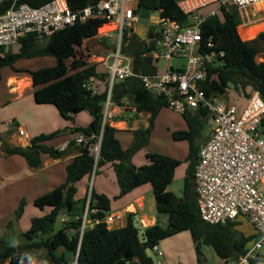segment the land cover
Listing matches in <instances>:
<instances>
[{"label": "trees", "instance_id": "obj_1", "mask_svg": "<svg viewBox=\"0 0 264 264\" xmlns=\"http://www.w3.org/2000/svg\"><path fill=\"white\" fill-rule=\"evenodd\" d=\"M53 0H18L19 4L41 7ZM94 0H68L73 10L83 9ZM178 0H138L137 12L143 8L151 12L161 11L162 16L175 21L185 22L188 17L177 6ZM13 0L0 2V15L10 10ZM105 22L101 19L78 23L66 30L56 32L47 39L39 40L35 35H27L18 45L16 52L10 51L0 55V81L3 69L11 68L19 75H29L34 87V100L37 104H51L67 120L73 121L76 115L87 112L91 122L87 127H73L71 133L84 134L89 137L85 144L75 140L70 146H76L79 155L67 166V178L64 184L37 198L35 206L41 210L51 208L42 217L32 220L28 231L19 235L15 243L8 241V235H0V261L8 264H29L39 257L45 264H69L78 256V264H154L148 250L159 245L161 241L185 231L191 233L197 254L201 257L202 245L210 246L222 259H239L245 255L250 246L257 240L258 234L252 226L249 234L240 232L238 226L242 222L227 225H212L201 218L197 197L194 192V172L199 159L201 145L196 143L197 137L204 131L203 118L205 111L183 115L188 130L173 134L176 141L190 142V154L187 158L189 168L184 187V197L179 198L168 191L175 178L176 170L182 161L154 152H148V164L137 167L132 163L136 151L149 142L152 128L160 111L167 107L162 98L152 96L143 86L139 78H131L115 84L111 100L120 104L124 98L137 106L139 113H149L148 127H141L134 132V142L128 150H124L117 137L118 130L110 124H103L104 105L107 100V89L101 88L92 95L84 87L90 77L105 79L103 64H89L78 57L77 51L85 40L98 36L99 29ZM242 24L237 7L223 8L215 17L209 18L202 27L204 43L213 41L214 48L207 52L223 51L222 63L210 70L203 88L208 95L234 92L237 102L244 107L251 95L258 91L264 98V60L257 61V56L264 57V32L252 40H243L239 33ZM103 28L102 30H104ZM243 38V30L240 31ZM108 41L107 37H104ZM156 48L155 40H148L134 34L124 53L132 58V68L136 73L153 74L156 71L151 52ZM0 52H4L1 50ZM54 57L56 64L38 70L17 69L15 64L20 60L41 57ZM25 73V74H24ZM264 127V120H263ZM63 131L49 135H40L31 140L30 145L10 146L2 148L5 156L21 155L29 166L37 169L42 165V154L54 159L64 155L63 151L48 147L45 142L53 139ZM99 145L97 157L96 147ZM111 163L117 176L120 193L117 199L124 197L133 190L151 184L159 214L168 215V225L163 227L159 222L144 228L143 238L135 225L136 214H128L124 227L108 228L102 222L111 213V199L99 194L94 187L91 190L89 219L101 220L93 228L85 229L80 242V229L87 206L88 192L85 197L77 200V183L93 173L98 174L102 167ZM26 202L22 201L15 213L19 220L25 212ZM65 208L66 220L57 222L61 210ZM13 222L7 226L12 230ZM57 226H60L57 229ZM199 257V261L200 258ZM70 258H72L70 260ZM251 264H264V254L260 253Z\"/></svg>", "mask_w": 264, "mask_h": 264}, {"label": "built area", "instance_id": "obj_2", "mask_svg": "<svg viewBox=\"0 0 264 264\" xmlns=\"http://www.w3.org/2000/svg\"><path fill=\"white\" fill-rule=\"evenodd\" d=\"M263 2L178 0V8L188 17L185 22L162 16L161 11L153 12L159 15V29L157 36L151 39L156 41V48L151 55L154 64L160 60L166 62V71L162 73L157 67L153 74L136 73L132 68V58L124 53L133 35H137L140 15L137 12L138 0H94L91 5L78 10H73L68 0H53L41 7L19 4L18 0H13L10 10L0 15V51L19 45L27 35H35L37 39L43 40L56 32L94 19L103 20V27H113L112 30L104 31L105 37L116 39L114 52L102 61L105 79L90 77L84 85L92 95H96L101 88L107 89L103 124L111 125L112 120L120 114H130V117L140 114L137 106L128 98H124L120 104L111 100L114 85L131 78H139L152 96L165 100L167 107L177 114L205 111L203 122L209 137L201 145L193 177L201 218L212 225H227L241 218L247 220L256 230L257 240L239 259L222 261L223 264H251L264 249V192L261 189L264 182V98L255 91L246 105L240 108L226 94L206 93L203 83L210 70L222 63L225 53L206 51L214 48V43H204L202 27L223 8L250 9ZM208 7L214 9L205 17L200 15V11ZM17 129L20 136L28 137L24 130ZM133 130L135 132L137 129ZM89 139L80 133L76 135L75 141L83 145ZM96 152L98 157L99 145ZM90 202L89 189L80 242L85 229L101 222L99 219H89L90 213L97 212L96 209H90ZM127 214L109 213L102 222L108 228H113ZM65 220L64 216L62 221ZM150 251L159 258L157 264H165L164 252L159 245ZM69 264H78V256Z\"/></svg>", "mask_w": 264, "mask_h": 264}, {"label": "crops", "instance_id": "obj_3", "mask_svg": "<svg viewBox=\"0 0 264 264\" xmlns=\"http://www.w3.org/2000/svg\"><path fill=\"white\" fill-rule=\"evenodd\" d=\"M244 40H251V38H245ZM44 58L46 57L30 59L29 64L35 65ZM263 60V54H259L257 56V61L262 62ZM18 62L15 64L17 69H41V67L38 66L36 68H18ZM50 63L51 66H54L56 64V59L55 61H50ZM1 81H4V75ZM4 88L6 89V98L0 102V107L5 105L12 107L15 105V107H13L15 110L10 113V118L7 119L8 126L1 125L0 122V235H5L7 232L8 235H20L30 229L34 218L40 217L36 216L38 215L37 212L33 214V211L28 215L30 210L36 208L34 204L35 200L65 183L67 178V166L79 155L78 148L76 146H70V142L76 138V134L71 133L70 130L73 127L89 126L91 117L87 112H83L76 115L73 121H70L65 119L55 106L51 104H37L34 100L35 89L32 79L27 74L19 75L11 70L6 77ZM11 103L14 104L10 105ZM239 107L242 108L241 106ZM169 110L171 109L169 108ZM142 115H144L143 118H141ZM149 117V113L143 112L135 117H130V114H120L112 120L111 126L118 130L117 137L121 141L124 150H128L134 142L133 129L136 128L138 130L143 125L148 127ZM9 128L11 129L10 131ZM17 128L24 130L28 137H22L18 135V133L15 134L16 136L13 135L12 132L18 130ZM57 131L63 132L51 139L50 142H45V145L63 151L64 155L59 159H54L48 154H42V165L37 169L31 168L27 160L21 155L5 156L2 152V148L6 145L26 147L30 145L33 138L43 134L49 135ZM204 131L207 133L205 129ZM208 137L209 135L207 134L200 145H202ZM132 163L137 167H141L148 164V161L146 159V162L137 163L136 156H134ZM183 163L176 170L174 180L179 175L181 179H183L185 187L189 162ZM179 169L181 170L180 173H178ZM90 181L91 177L87 176L77 183V194L75 199L80 200L85 197L86 193L89 191ZM147 185L151 184H145L124 197L117 199L116 197L120 193V187L114 167L111 163H108L101 168L99 179H96L95 186L93 187L97 193L107 195L111 199V213H134L136 214V219H140V223H143V228H146L159 222L158 217L154 214L148 215L145 212L146 193L150 190ZM262 185L264 186V182ZM22 201L26 202L25 212L19 220H15V213ZM42 211L47 214L51 211V208L48 207ZM152 211L153 210H151V212ZM11 221L13 222L12 230L7 231V226ZM125 225L126 224H121L116 228L124 227ZM250 226L252 227L251 224ZM170 238L173 239H171V241H169V238L165 239L159 244L164 252L165 264H178V260L172 257L174 248L179 251V263L187 264V259L182 252L186 250L188 253L192 254V252L195 251L191 233L185 231ZM196 261L195 259V262ZM195 262L191 259V264H195ZM29 264L45 263L41 258L35 257Z\"/></svg>", "mask_w": 264, "mask_h": 264}, {"label": "rangeland", "instance_id": "obj_4", "mask_svg": "<svg viewBox=\"0 0 264 264\" xmlns=\"http://www.w3.org/2000/svg\"><path fill=\"white\" fill-rule=\"evenodd\" d=\"M1 1L2 0H0V2ZM213 9H214V7L204 8L200 11V15L205 17ZM238 10L240 13V18L242 19V24L239 26V33H240V36L243 40L245 38H251V40H252V39L256 38L260 33L264 32V2L262 4L256 6L255 8L238 9ZM103 28H105V29L102 30ZM112 29H113V27H101L99 29V33H98L97 37H95L93 39L85 40L83 46L80 49H78V51H77L78 57H80L81 59H84L89 64L100 63L102 65L103 64V62H102L103 58H106L108 55H111L114 52L116 39L113 37V38H108V41H106L104 38L105 37L104 31H109ZM241 30H243L245 38L242 37L241 32H240ZM111 33H113V32H111ZM18 49H19V46L14 45L12 47H8V48L4 49V52L3 53L0 52V55L3 56L5 53H8L10 51L16 52V51H18ZM50 61H55V58L51 57V56L46 57V58L40 60L35 65L29 64L30 60H21L18 62V66H19L18 68H20V67L36 68L37 66L41 67V68L42 67H49V66H51ZM109 62L111 63L112 59H110ZM173 64H177V62H174ZM155 65L161 73L166 71L167 67H166L165 61H163V60H160L158 62L155 61ZM167 66H168V63H167ZM103 67H104V65H103ZM11 70L12 69L9 67L3 69L4 81L0 82V102L6 98V89L4 88V83H5V80H6L8 73H10ZM104 70H105V67H104ZM228 96H229L231 102L237 104L238 106H241L239 104V102H237V95H236L235 91L234 92L231 91ZM13 104L14 103H11L10 105H13ZM13 107H15V105L12 107L8 106V105L0 107V116H1L0 120H2V121H0L1 125L8 126L7 119L10 118L9 117L10 113L15 110V108H13ZM143 117H144V115L141 116V118H143ZM143 126H141V127H143ZM10 130L11 129L9 128V131ZM184 130H188V125H187V122H186L184 116L181 114H177V113L173 112L172 110H169L168 107L163 108L155 120V123H154V126L152 128L148 144L136 151V153L134 155V156H136V162L137 163L146 162L145 156L148 152L163 154V155L181 160L182 162H187V158L190 154V142L187 140L176 141L173 138V134L175 132L184 131ZM17 133H18V130L12 132L13 135H15ZM207 134L208 133H206L205 131H202L200 133V135L197 137L196 143L200 144L203 141V139L207 136ZM47 142H50V140ZM180 169H179L178 173H180V171H181ZM182 170H183V168H182ZM99 175H100V172L98 174H94V176L92 177L93 179L91 178V181L89 183V189L90 190H92L93 186H95V181H96V179L97 180L99 179ZM147 187L150 190L146 193V211L145 212L148 215L154 214L156 217H158L160 225H162L163 227H166L168 225V215L159 214L157 212L155 196H154L152 187H151V185H147ZM261 189L264 192V186L263 185H261ZM168 191L175 193L179 198L184 197V182H183V179H181V177L179 175L172 182V184L168 187ZM81 196H79V197H81ZM151 210H153V211L151 212ZM31 211H33V214H35L37 212L38 215H36V216H40V217H42L46 214V212L42 211L41 209H39L37 207L33 210H30L28 215L31 214ZM36 216H34V217H36ZM127 218H128V214L120 223L113 226V228H116L118 225H121V224H126ZM26 222H27V220H26ZM240 222H242V224L240 226H238V230L240 232H243L246 234H249L252 232V227L250 226V223L247 220H245L244 218H241ZM135 225L138 227V229L140 231V237L143 238V234H144V228L142 226L143 223H140V219H135ZM59 227L60 226H57V229ZM6 235H8V232ZM8 237H9L8 241L10 243H15L16 241L20 240L18 234L17 235L16 234L8 235ZM171 239H173V238H169V241H171ZM177 251L178 250H176L174 248V250L172 251L173 252L172 257H174L175 259L178 260L177 261L178 264H181V263H179L180 260L178 259L179 251L178 252ZM201 251H202L201 257L197 254L196 249H195V251L192 252V254L188 253L186 250H184L182 252V254H184L185 258L187 259L186 260L187 264H191V259H193L194 262H195V259L197 260L195 262V264H203V263H205V264H223L222 259L216 254V252L214 251V249L212 247L202 245ZM148 253L153 258L154 264H157V261L159 260V258L156 256V254L152 253L150 250H148ZM261 253L264 254V249L262 250ZM37 256L40 257V254L38 253ZM199 257L201 258L200 261H199ZM71 259L72 258H70V260ZM163 260H164V258H163ZM0 264H8V262L0 261Z\"/></svg>", "mask_w": 264, "mask_h": 264}, {"label": "water", "instance_id": "obj_5", "mask_svg": "<svg viewBox=\"0 0 264 264\" xmlns=\"http://www.w3.org/2000/svg\"><path fill=\"white\" fill-rule=\"evenodd\" d=\"M158 19H159V15L157 13H151L149 9L143 8L140 11V15H139L137 35L143 39H146L147 34L149 32V24L157 23ZM64 216L66 217L65 208H63L60 214L58 215L57 222L61 223Z\"/></svg>", "mask_w": 264, "mask_h": 264}, {"label": "flooded vegetation", "instance_id": "obj_6", "mask_svg": "<svg viewBox=\"0 0 264 264\" xmlns=\"http://www.w3.org/2000/svg\"><path fill=\"white\" fill-rule=\"evenodd\" d=\"M151 13H153V12H151ZM158 29H159L158 21H157V23H150L149 24V32L147 34L146 39H150V40L154 39L157 36Z\"/></svg>", "mask_w": 264, "mask_h": 264}]
</instances>
